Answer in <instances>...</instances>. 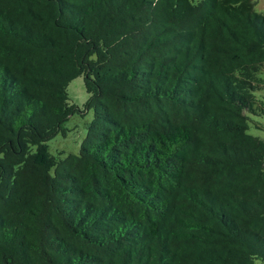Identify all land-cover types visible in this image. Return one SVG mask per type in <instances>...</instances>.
<instances>
[{"label":"trees","instance_id":"1","mask_svg":"<svg viewBox=\"0 0 264 264\" xmlns=\"http://www.w3.org/2000/svg\"><path fill=\"white\" fill-rule=\"evenodd\" d=\"M257 3L0 0V264H264Z\"/></svg>","mask_w":264,"mask_h":264},{"label":"rangeland","instance_id":"2","mask_svg":"<svg viewBox=\"0 0 264 264\" xmlns=\"http://www.w3.org/2000/svg\"><path fill=\"white\" fill-rule=\"evenodd\" d=\"M258 13L264 14V0H258L255 7ZM264 81V71L260 74ZM70 98L81 109V113L75 114L66 124L68 132L59 136L50 143L51 153L54 155H78L87 136V127L94 118V112L88 111L85 105L90 97L87 94L84 77L75 80L69 87ZM263 99V97H259ZM252 117L249 133L264 140V117Z\"/></svg>","mask_w":264,"mask_h":264}]
</instances>
